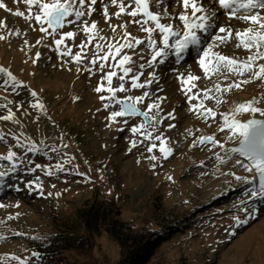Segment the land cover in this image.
I'll return each instance as SVG.
<instances>
[{"label":"rangeland","instance_id":"obj_1","mask_svg":"<svg viewBox=\"0 0 264 264\" xmlns=\"http://www.w3.org/2000/svg\"><path fill=\"white\" fill-rule=\"evenodd\" d=\"M1 1L10 11L0 9V21L4 22L0 24V35L4 36L0 39V67L19 83L9 80L5 84L7 77L0 73V115H7L11 108L14 116L13 120H0V136L4 137L0 140V157L10 149L16 153L11 161L0 159V172L7 173L0 177V264H19L11 259L13 255L26 264H121L118 248L102 231L81 251L61 246L63 238L59 234L85 236L78 213L96 201L113 206L121 220L144 241L157 240L146 264H264V200L249 198L255 188L251 183L253 173L235 164L241 158L227 157L226 147L236 141L229 139L228 129L218 130L225 115L241 121L263 117L260 113L236 112L235 106L260 97L264 81L222 69L210 73L211 78L200 72L195 87L189 86L190 91H186L189 88H182L177 77L188 75V69L197 64L195 52L186 53L179 64L173 56L163 64L148 66L151 50L146 44L123 48L115 60L110 56L92 64L94 54L102 57L109 43H124L125 30L141 40L147 35L140 25L132 23V17H117L118 7L111 0H98L97 12L91 17L85 16L76 24L66 23L58 30L75 34L65 37L59 51L53 42L59 34L49 36L39 31L34 18L14 15L17 10L28 15L24 0ZM105 5L109 9L107 22L102 11ZM164 5L169 11L175 9L174 0L171 4L165 0ZM151 10L161 12L164 7L153 4ZM83 20L89 25L95 20L97 29L86 34L78 26ZM245 24L236 21L232 26ZM120 25H126V29ZM211 42L209 39L206 43ZM97 44L101 45L99 50ZM235 45L232 40L223 46L240 50ZM69 49V55H63ZM77 52L82 57L79 62L71 59ZM124 53L135 61L134 71L125 77V90L116 92L115 100L102 101L100 96H112L108 87L118 88L122 83L119 77L124 73L117 61ZM140 64L145 67L139 68ZM157 69L162 72L164 85L174 83L180 88L170 91L172 102L165 116L159 112L161 119L154 129L145 125L134 134L132 127L145 121L140 116L110 120V113L120 110L117 101H128L127 97L141 96L145 91L150 96L137 107L147 110V104L157 97L155 83L132 88L131 76L139 75L138 82L144 83ZM109 71L116 72L111 83L104 79ZM243 79L250 82L239 89L215 90V85L224 89ZM98 86L102 89L99 93L95 91ZM204 90H211V99L205 98ZM33 91L36 96L31 95ZM189 96L193 98L189 100ZM37 100L43 109L32 107ZM254 106L264 109V99ZM207 109L216 115L205 118L202 113ZM170 110H176V127L165 123ZM144 132H151V136L146 137ZM157 135L162 136L165 147L172 149L167 159L160 151V141L154 139ZM203 136H213L218 143L201 144L199 138ZM132 141H136L135 147ZM152 144L156 147L148 152ZM217 153L222 160L217 159ZM153 155L156 160L150 159ZM13 166L15 170L10 171ZM233 173L248 177V182L236 180ZM29 181L36 183L29 186ZM244 220L247 222H238Z\"/></svg>","mask_w":264,"mask_h":264},{"label":"snow or ice","instance_id":"obj_2","mask_svg":"<svg viewBox=\"0 0 264 264\" xmlns=\"http://www.w3.org/2000/svg\"><path fill=\"white\" fill-rule=\"evenodd\" d=\"M173 0H169L171 4ZM177 5V10L169 11L168 7L164 5V0H111L113 6L118 7V11L115 13L117 17L121 14H126L132 17V23L140 25V30L146 33V38L141 40L136 37H131L130 33L126 30L124 32V43L117 42L116 44L109 43L107 45V52L102 57H97L94 54V58L91 61L92 64L97 62V59L108 60L111 56L112 59H116L117 54L121 53L123 48L133 49L135 46H144L151 50V59L147 60V65L151 66L154 62L159 64L165 63V60L171 55L174 56L177 64L181 63L184 59L185 53L195 52L198 57V66L204 71L205 76H209L210 73L220 72L222 69L232 75H238L243 77L246 73L250 75L251 79H258L264 81V0H174ZM24 3L28 6V15L22 11H15L14 15L17 17H24L25 19H33L38 24L39 31L46 33L49 36L53 34H59V39H54V43L59 51L60 46L63 44L65 37L73 38L74 33L72 31L62 32L65 24H76L82 21L85 16L91 17L97 12L96 5L98 0H24ZM155 4L158 7L163 6L164 10L161 12H154L151 10L152 5ZM35 7L36 11L33 13L32 8ZM0 9L6 8L4 3H0ZM130 9V10H129ZM105 21L109 20V9L105 5L102 9ZM224 16L228 24H222L220 17ZM70 17H75V20ZM139 17V19H137ZM232 20L246 23L248 26L245 28H234L230 22ZM0 21V24H3ZM45 25L47 27H45ZM81 30L86 34L89 33L90 29H97V22L92 21L91 25L86 20H83L82 24L78 25ZM121 28L126 29V25H120ZM51 29V31H49ZM115 31V26H113ZM0 39H4V36L0 35ZM37 40L36 43L42 42ZM92 36L89 35V41ZM211 39V43H205ZM236 41V48H242L248 52L245 59H239L235 56L229 57L218 51H215L220 45H227L230 41ZM83 45L81 48L83 49ZM101 48L100 44L96 45V49ZM115 48V51H113ZM70 49L65 51L63 55H69ZM36 56L39 57L40 53L37 52ZM73 61L79 62L82 57L81 53L77 52L71 56ZM35 62V61H33ZM119 68L124 73L119 77L122 81L118 88L108 87L107 91L112 94L111 97L100 96L103 101L105 99L115 100V93L118 91H124L123 81L125 77L134 71L135 61L127 53L120 56L117 61ZM104 67L103 64L100 65ZM144 64H140L139 68H144ZM0 73L5 74L7 79L5 84L9 80L15 82L16 77L7 69L0 67ZM151 77L155 76V73L149 74ZM116 76L115 71H109L104 79H107L111 83V78ZM182 84V88L189 81H196L200 77L189 73L187 77L183 74L177 77ZM139 75L131 76V87L132 88H143L145 84L151 85L155 82L154 79H148L144 83H139ZM249 79H243L240 82L230 84L227 88L221 89L220 85H215V90L228 91L230 88L235 87L239 89L242 84L249 83ZM192 87H195L193 84ZM16 89L13 88V91ZM101 87L95 88L96 92H101ZM186 91H190V88ZM211 90H204V96L206 99H211L209 92ZM32 96H36V93L31 92ZM150 93L145 91L141 96L127 97L129 103H123L117 101L121 105L119 111H113L110 113L109 119H115L116 117H133L143 116L146 118L144 122L139 125L132 127L131 131L135 134L141 129H145V125L149 128L155 127L161 119L159 112L162 111L160 101H163L164 97H157L152 103L147 104V110L141 111L137 104L142 103L145 97H149ZM193 97L189 96L191 100ZM260 99H264V93H261L260 97H254L253 99L239 103L235 106L236 112H251L260 113L264 116V109L255 107L254 105L259 102ZM219 103V101H217ZM6 107V106H5ZM19 107V106H18ZM33 108L43 109V104L37 100L33 105ZM108 107V104H105ZM156 110L155 113L149 115L152 110ZM191 110V109H190ZM7 115H0V120H13L14 116L11 108L7 109ZM202 115L207 118L208 115L215 116L211 109H207ZM169 119H174L173 113L167 114ZM151 121V123H149ZM126 122V121H125ZM169 127H175L170 124ZM228 129L231 133L229 139H235L238 146L231 147L226 150L228 156L231 154H238L239 157H243L247 160L245 163L241 159H236L235 164L242 167L245 172L253 173V178L258 177V187L250 190L249 198H260L264 200V119L250 118L246 121H241L235 118L229 119L227 115L224 116V123L218 130L222 131ZM146 137L151 136V132L142 133ZM4 137L0 136V140ZM155 140L160 141V151L163 153L165 159L172 153L170 147H165V141L161 135L154 137ZM211 142L213 145L218 143L213 136H203L199 138V143L204 144ZM136 146V141H132V147ZM156 147L152 144L147 148L148 152H152L153 148ZM223 148L224 145L220 144ZM34 151L33 147L30 149ZM131 150V149H129ZM16 153L11 149L7 152V155L0 157L8 161L13 160ZM217 159H223L220 155L216 154ZM151 160H156L155 155L150 157ZM36 167H41L36 165ZM58 168L62 169V166L57 165ZM155 167V165H153ZM10 171L15 170V167L9 169ZM6 172H0V177L6 175ZM52 175L51 172L47 173ZM233 175H235L233 173ZM171 179V177H169ZM235 179L238 181L248 182V177L242 175H235ZM35 181H29V186L35 184ZM37 187L40 185L37 184ZM3 206V205H0ZM11 218V217H9ZM246 223L247 221H238ZM33 256L36 253L32 254ZM3 259V258H0ZM11 259L18 260L19 264H26L25 261L20 258L11 256Z\"/></svg>","mask_w":264,"mask_h":264},{"label":"trees","instance_id":"obj_3","mask_svg":"<svg viewBox=\"0 0 264 264\" xmlns=\"http://www.w3.org/2000/svg\"><path fill=\"white\" fill-rule=\"evenodd\" d=\"M78 214L85 236L79 238L71 232L59 234V238H63L60 242L65 250H83L88 240L102 231L118 248L121 264H146L150 261V252L157 240L144 241L128 223L121 220L113 206L96 201Z\"/></svg>","mask_w":264,"mask_h":264},{"label":"bare ground","instance_id":"obj_4","mask_svg":"<svg viewBox=\"0 0 264 264\" xmlns=\"http://www.w3.org/2000/svg\"><path fill=\"white\" fill-rule=\"evenodd\" d=\"M165 1V0H164ZM0 3H4L3 1H1ZM175 10H177V5H176V3H175V9L173 10V11H175ZM171 12V11H170ZM220 21H221V23L222 24H228L229 22L228 21H226V18L224 17V16H221L220 17ZM234 22H236V21H234ZM233 22V20L230 22V24L232 25V23H234ZM11 23V22H10ZM248 25L247 24H245V26L244 27H238V28H245V27H247ZM204 46H207V43H205V45ZM222 48H225V49H222ZM235 49V48H234ZM234 49H226V47H224L223 46V44L222 45H220L219 47H217L216 49H214L215 51H218V52H220V53H222V54H224V55H227V56H229V57H233V56H235V57H237V58H239V59H245L246 57H247V55H248V52L246 51V50H244V49H242V48H240V50H234ZM169 57H173V56H169ZM184 58H186V53L184 54ZM184 60V59H183ZM154 63H156V62H154ZM185 65H187V64H185ZM198 67L199 68V70H196L195 68L196 67ZM200 72L202 73V74H204V71L198 66V63L197 64H195L194 66H191L189 69H188V74L189 73H192L193 75H196V76H200ZM185 77H187V75L185 76ZM209 78H211L210 76H208ZM152 79H154L155 80V85H154V87L156 88V90H157V97H164L165 99L163 100V101H160V105H161V109H162V111L160 112V113H164V111H165V109H166V107H167V105H168V103H170V102H172V101H170V100H172V97L170 98V91H172L173 90V88H180L177 84H172L171 82V85H169V87L167 86V85H164V83H163V81L165 80V79H163V75H162V72H161V70H158L157 69V71H155V76L154 77H152ZM195 83V81H189L186 85H187V87L186 88H189V86H192L193 84ZM156 97V98H157ZM169 110V109H168ZM167 110V111H168ZM170 113H173V116H174V119H169L168 118V116L166 115V117H165V123L166 124H168V125H170V124H174L175 123V118H176V115H175V113H176V110H170L169 111ZM163 116H165V114H163ZM175 127H176V125H175ZM178 127V126H177ZM227 157H229V156H227ZM230 157H233V156H230ZM251 183L253 184V185H255L254 184V178L252 179V181H251ZM255 187V186H254ZM256 188V187H255Z\"/></svg>","mask_w":264,"mask_h":264},{"label":"water","instance_id":"obj_5","mask_svg":"<svg viewBox=\"0 0 264 264\" xmlns=\"http://www.w3.org/2000/svg\"><path fill=\"white\" fill-rule=\"evenodd\" d=\"M121 102H123V103H129V102L126 101V100H122ZM120 106H121V105H120ZM140 117H142L144 120H146L145 117H143V116H140ZM250 118L264 119V116H263V117L251 116V117H248V118L244 119L243 121H246L247 119H250ZM236 146H238L237 142H235L234 144L228 145V146L226 147V150H227L228 148L236 147ZM231 156H237V157H239L238 154H231ZM239 158H241V159H243L244 161L247 162V160H246L245 158H243V157H239ZM253 175H254V174H253ZM258 183H259V178H258V177H255V178H254V184H255V187H256V188L258 187Z\"/></svg>","mask_w":264,"mask_h":264}]
</instances>
